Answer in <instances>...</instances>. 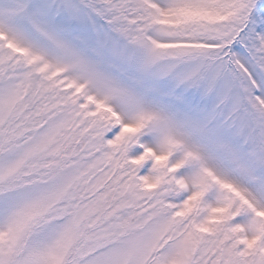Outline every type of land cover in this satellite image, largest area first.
Returning a JSON list of instances; mask_svg holds the SVG:
<instances>
[{"label":"rangeland","instance_id":"rangeland-1","mask_svg":"<svg viewBox=\"0 0 264 264\" xmlns=\"http://www.w3.org/2000/svg\"><path fill=\"white\" fill-rule=\"evenodd\" d=\"M251 6L0 0V264H264Z\"/></svg>","mask_w":264,"mask_h":264}]
</instances>
